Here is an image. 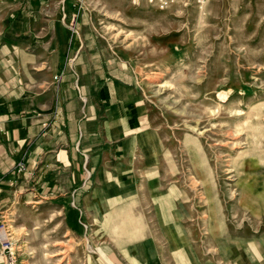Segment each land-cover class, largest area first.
<instances>
[{"label":"rangeland","instance_id":"1","mask_svg":"<svg viewBox=\"0 0 264 264\" xmlns=\"http://www.w3.org/2000/svg\"><path fill=\"white\" fill-rule=\"evenodd\" d=\"M1 1L0 33L16 10ZM4 1L22 2L28 53L62 45L65 34L81 35L96 57L107 50L146 96L155 137L114 182L130 188L91 192L89 212L81 197L74 206L5 185L0 217L16 264H125L128 253L154 264H264V0H174L164 9Z\"/></svg>","mask_w":264,"mask_h":264},{"label":"crops","instance_id":"2","mask_svg":"<svg viewBox=\"0 0 264 264\" xmlns=\"http://www.w3.org/2000/svg\"><path fill=\"white\" fill-rule=\"evenodd\" d=\"M1 2L16 10L4 17L11 30L0 33V195L9 184L26 190V197L70 198L74 206L81 197L89 212L92 194L113 197L107 184L130 188L114 182L140 164L139 151H153L147 98L125 69L115 71L107 50L96 57L79 34H65L62 45L50 41L39 56L36 50L28 53L18 28L22 2ZM2 254L0 248V264ZM129 258L154 264L130 253L125 264H132Z\"/></svg>","mask_w":264,"mask_h":264},{"label":"built area","instance_id":"3","mask_svg":"<svg viewBox=\"0 0 264 264\" xmlns=\"http://www.w3.org/2000/svg\"><path fill=\"white\" fill-rule=\"evenodd\" d=\"M145 1L146 3L155 6L159 9L169 7L174 0H136ZM23 168L22 164H19L18 170ZM0 248L4 255L5 264H16L17 256L14 250V244L7 231L6 222L0 217Z\"/></svg>","mask_w":264,"mask_h":264},{"label":"bare ground","instance_id":"4","mask_svg":"<svg viewBox=\"0 0 264 264\" xmlns=\"http://www.w3.org/2000/svg\"><path fill=\"white\" fill-rule=\"evenodd\" d=\"M146 245V244H145ZM146 247V246H145ZM146 249V248H145Z\"/></svg>","mask_w":264,"mask_h":264}]
</instances>
